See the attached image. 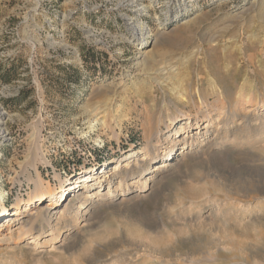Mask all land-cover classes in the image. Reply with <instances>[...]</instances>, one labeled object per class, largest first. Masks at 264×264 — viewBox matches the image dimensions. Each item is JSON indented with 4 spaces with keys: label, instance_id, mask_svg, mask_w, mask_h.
I'll return each mask as SVG.
<instances>
[{
    "label": "rangeland",
    "instance_id": "1",
    "mask_svg": "<svg viewBox=\"0 0 264 264\" xmlns=\"http://www.w3.org/2000/svg\"><path fill=\"white\" fill-rule=\"evenodd\" d=\"M118 1L0 0V204L75 195L0 219V264H264V0Z\"/></svg>",
    "mask_w": 264,
    "mask_h": 264
},
{
    "label": "bare ground",
    "instance_id": "2",
    "mask_svg": "<svg viewBox=\"0 0 264 264\" xmlns=\"http://www.w3.org/2000/svg\"><path fill=\"white\" fill-rule=\"evenodd\" d=\"M145 1V0H119L118 3H117V7L120 8V9H125V8H130L131 9V12H133L135 15H138L141 11H144L145 10V6L142 5V2ZM141 14V13H140ZM139 14V15H140ZM135 17V16H134ZM135 20V19H134ZM131 27L133 29V34L134 35H138V34H142V32L144 31L143 27L141 24H135L133 19L131 18ZM142 36V35H141ZM149 46L146 45L144 46V49H147ZM148 52H144L142 53L141 56H138L137 58L138 59H141L137 64L138 65H142L143 67L146 66V54ZM252 57V56H251ZM144 69V68H143ZM170 69V68H169ZM216 69V68H215ZM215 78V76H214ZM213 79V78H212ZM247 83V82H246ZM245 83V84H246ZM214 84V83H213ZM249 85V84H247ZM226 87V86H225ZM251 87V86H250ZM222 88V87H221ZM245 88V87H244ZM224 88H222L223 90ZM199 90V89H198ZM228 90V89H227ZM251 90V89H250ZM193 92V91H192ZM198 92V91H197ZM247 92V91H246ZM252 92V91H251ZM178 93V92H177ZM228 94V91L227 93ZM211 95V94H210ZM219 95V94H218ZM229 96V95H228ZM231 96V95H230ZM235 96V95H234ZM248 96V95H247ZM192 97V96H191ZM197 97V96H196ZM221 97V96H220ZM242 97V94L238 95V98H241ZM182 98V97H181ZM232 98V97H231ZM205 99V98H204ZM222 99V98H221ZM235 99V97H234ZM237 99V98H236ZM249 99H250V96H249ZM186 101V100H185ZM201 102V101H200ZM244 102V101H243ZM204 103V102H203ZM214 103V102H213ZM238 102L235 103L234 105V108H232V106L230 104H228V106L226 107H223L224 108V114L223 115H220L218 116L220 113V109H223L221 107H219V104L218 102H215L212 106H206V110L205 112H208V115L207 117H209V120L208 121H204L205 123L204 124H207V126H209V123L211 122V113H215L213 114V116H217L218 118V121L219 123L222 124V128L224 127L225 131H226V134L227 133H231V129L229 128L230 125H234L236 123L235 119H236V111L237 109H235L236 107V104ZM205 104V103H204ZM203 105V104H202ZM221 106V105H220ZM219 111L218 113L219 114H216V112ZM185 114V113H184ZM188 116V115H187ZM223 116V117H221ZM260 117V116H259ZM249 119V118H248ZM191 120V119H190ZM196 121V120H195ZM217 121V120H216ZM240 121V120H239ZM200 122V121H199ZM247 122V116L246 115H243V118H242V121L239 122L241 124V129L243 127V125ZM260 123V127L262 130H264V118L262 120L259 121ZM171 124V123H170ZM211 124V123H210ZM215 124V123H214ZM238 124V125H240ZM5 121H4V118H1L0 119V131H2L4 128H5ZM212 125V124H211ZM247 126V125H246ZM217 127V126H216ZM244 128V131L246 133V140L251 138L252 136V133H251V129L249 127H243ZM169 129V128H168ZM238 129V128H237ZM234 131V130H233ZM241 132V131H240ZM197 134V133H196ZM233 134V137H237V133L235 132H232ZM198 135V134H197ZM195 135V137L197 138L198 136ZM189 136V135H188ZM194 137V136H193ZM205 137L203 134L201 136V138ZM224 137H226L225 135H219V132H215L213 138L214 140H216V145L217 147H225L223 144H225V139ZM244 137V136H243ZM264 136H260L261 139H264L263 138ZM234 138V139H235ZM259 138V139H260ZM232 139V138H231ZM233 139V140H234ZM232 140V141H233ZM190 141V140H189ZM184 142V141H183ZM193 142L195 143H200L199 140L195 139ZM236 142V141H235ZM178 143V142H177ZM191 145H192V140L190 141ZM202 143V142H201ZM232 142L230 143V145L227 143V145L231 146ZM182 147L185 145L186 147V151L189 149V145L188 144H181ZM215 145V144H214ZM226 145V144H225ZM205 146V145H204ZM227 147V146H226ZM172 155H173V150H168L164 155L163 157H166V159H164L165 161H170L171 158H172ZM138 167V166H137ZM145 169V168H144ZM93 170H89L87 173H89V175L92 173ZM153 171H156V172H160L161 170L160 169H157V168H154ZM104 173H106L105 170H103ZM148 174H150L149 172L148 173H145L143 176H141V174L138 175V178L139 180L138 181H143L146 179V177L148 176ZM146 175V176H145ZM157 175V173H156ZM160 175V174H159ZM159 178V177H158ZM88 180V177L86 178ZM90 179V178H89ZM137 181V182H138ZM89 182V181H88ZM146 181H144V183L142 184V186L140 187L142 190L146 189ZM71 181H62V182H59V185H58V190H55L53 188H50V189H47L46 185L39 179L37 178V180L34 182V189L33 191L31 192V194L28 196L27 200L25 201H21V200H17L15 206L13 207L12 210H7L6 208L3 207L2 203L0 204V219L6 217V218H13V217H18L20 216L22 213H25V212H29L31 211V209H35V208H38L39 206H41L44 202L46 201H58L60 203H64L66 200H67V197L70 195V196H75L74 195V192H73V187H71ZM154 183V182H153ZM73 184V183H72ZM89 184V183H87ZM80 185L78 187V189L81 191L82 189H85L88 187V185ZM154 185V184H153ZM150 186V185H149ZM152 187V185H151ZM152 189V188H151ZM149 190V189H148ZM83 191V190H82ZM100 192V191H98ZM73 193V194H72ZM100 194V193H99ZM102 194V193H101ZM78 195V194H77ZM83 195V194H81ZM80 195V196H81ZM3 198V195L1 194L0 195V199L2 200ZM112 198V197H111ZM81 199V197H80ZM86 198L83 200V203H81L79 205V208L78 210H83L84 207V203H86ZM38 202V203H36ZM52 210L54 211L55 210V207L52 208ZM65 212H68V208L67 207H64V209L61 211V214H64ZM36 212H32V214L30 216H32L33 214H35ZM49 217V216H48ZM51 217V216H50ZM7 219V220H8ZM56 219V218H55ZM6 220V222H8ZM31 220V218H30ZM46 220V219H45ZM26 222H30L29 220L26 221ZM89 222V221H88ZM37 223V219L33 220V226L36 225ZM20 224V223H19ZM24 224V222L21 223V225ZM31 224V223H30ZM86 225V223H84ZM83 224V226H84ZM27 225H29V223H27ZM46 225V224H45ZM47 225L52 229L53 226H57L56 225H52V223H49L47 222ZM26 226V225H25ZM82 227V226H81ZM6 228V227H5ZM23 228V227H22ZM83 228V227H82ZM85 228V227H84ZM33 229V227H29L26 231L22 232V229L20 230L21 233H24L23 235H29V231ZM57 233H60L61 230H56ZM55 231V232H56ZM40 233V232H39ZM41 234H35V238L36 240L39 239ZM63 236V235H62ZM67 236V235H66ZM72 237V236H71ZM66 238V237H65ZM33 239V238H32ZM64 240V239H62ZM123 259V258H122ZM122 263V260L119 258L118 260H116L113 264H120ZM127 263V262H126Z\"/></svg>",
    "mask_w": 264,
    "mask_h": 264
},
{
    "label": "built area",
    "instance_id": "3",
    "mask_svg": "<svg viewBox=\"0 0 264 264\" xmlns=\"http://www.w3.org/2000/svg\"><path fill=\"white\" fill-rule=\"evenodd\" d=\"M5 116H7L6 112H5L4 108L0 105V119L4 118V121L6 122ZM6 135L7 134H6L5 128H4L2 131H0V161L4 157V154H5L4 151H5L6 145H4V143H5L4 139L6 138ZM28 192H29V186L26 184H22V185H20V187H18V190L15 192V197L23 199L25 196H27ZM6 200H7V196H5V198H4V204H5Z\"/></svg>",
    "mask_w": 264,
    "mask_h": 264
},
{
    "label": "trees",
    "instance_id": "4",
    "mask_svg": "<svg viewBox=\"0 0 264 264\" xmlns=\"http://www.w3.org/2000/svg\"><path fill=\"white\" fill-rule=\"evenodd\" d=\"M5 75V74H4Z\"/></svg>",
    "mask_w": 264,
    "mask_h": 264
}]
</instances>
